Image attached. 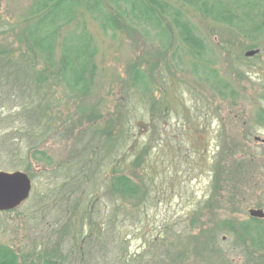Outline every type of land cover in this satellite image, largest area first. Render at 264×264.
Masks as SVG:
<instances>
[{"label":"rangeland","instance_id":"1","mask_svg":"<svg viewBox=\"0 0 264 264\" xmlns=\"http://www.w3.org/2000/svg\"><path fill=\"white\" fill-rule=\"evenodd\" d=\"M33 1L0 0V17L16 20ZM186 15L207 43L204 61L194 71L199 62L175 43L180 59H154L152 99L126 92L125 82L128 67L141 60L149 67L156 43L106 36L84 14L76 26H85L97 52L83 99L55 89L39 121L18 90L0 95V172L31 181L28 198L0 212V248L14 264H44L40 255L53 264L62 257V264H264V249L242 232L250 210L264 213V143L256 141L264 140V38L250 42ZM17 36L7 31L0 44L17 49ZM250 51L258 52L245 57ZM205 69L233 98L211 90ZM107 126L123 144L103 152L92 131ZM80 169L89 178L76 187L69 178ZM117 173L138 186L137 198L109 194Z\"/></svg>","mask_w":264,"mask_h":264},{"label":"trees","instance_id":"2","mask_svg":"<svg viewBox=\"0 0 264 264\" xmlns=\"http://www.w3.org/2000/svg\"><path fill=\"white\" fill-rule=\"evenodd\" d=\"M187 11L213 25L231 29L247 41L257 42L264 38V0H34L24 16L9 21L0 17V38L7 31L18 32L19 45L12 49L0 44V95L18 90L19 97L24 95L32 101L34 106L28 108L39 121L46 119L45 104L55 89H60L68 101L83 99L91 87L93 58L97 52L85 26H76L84 14L106 36L113 38L127 33L156 43L157 48L148 56L152 61L149 67H140L142 60L137 62L139 65L128 67L125 82L126 92L138 93L141 99H152L154 92L149 80L154 76V59H180L178 52L181 51L173 49L175 43L189 59L199 62L194 71L199 70L204 61L207 43L187 17ZM64 30L66 32L62 34ZM201 73L219 97L233 98V89L220 80L214 70L205 69ZM258 119L264 123L261 111ZM110 128L92 131L96 149L106 152L108 147L123 144L121 135L112 138ZM233 167L229 175L234 178L241 169V160L234 162ZM83 170L80 169L78 177L69 178L75 180L71 182L73 186H79L80 176L89 178ZM90 175L93 176V172ZM216 179L220 183L219 176ZM108 184L109 194L120 201L139 196L138 186L122 174L117 173ZM242 232L252 245L264 249L263 221L251 218L250 223L242 227ZM38 258H42L44 264H53L51 255ZM63 261L62 257L61 264ZM14 263V254L0 248V264Z\"/></svg>","mask_w":264,"mask_h":264},{"label":"water","instance_id":"3","mask_svg":"<svg viewBox=\"0 0 264 264\" xmlns=\"http://www.w3.org/2000/svg\"><path fill=\"white\" fill-rule=\"evenodd\" d=\"M257 52H247L245 57H253ZM256 141L264 143V140L258 138ZM30 191L31 181L26 174L0 172V212L11 211L20 206L28 198ZM248 214L251 218H264V213L261 210H250Z\"/></svg>","mask_w":264,"mask_h":264}]
</instances>
